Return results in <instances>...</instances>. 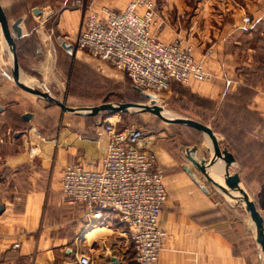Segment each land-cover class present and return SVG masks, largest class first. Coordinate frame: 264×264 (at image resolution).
<instances>
[{
    "label": "crops",
    "instance_id": "obj_1",
    "mask_svg": "<svg viewBox=\"0 0 264 264\" xmlns=\"http://www.w3.org/2000/svg\"><path fill=\"white\" fill-rule=\"evenodd\" d=\"M151 1L161 20L153 30L157 40L168 43L180 39L189 44L194 59L201 61L209 75L204 82L184 83L199 100L233 104L239 92L237 83L249 76V83L264 77L254 73L255 67H264V54L261 60L257 57V52L264 50V0ZM127 2L0 0L8 24L22 18L18 24L21 36L14 40V49L19 40V79L32 83L30 65L43 68L28 54L34 48L36 56L44 55L40 34L51 14H57L52 28L62 36L73 27L76 16L99 12L102 7L121 9ZM243 16L247 22L242 21ZM10 72L9 48L0 32V264H75L78 254L87 255L90 264H126L130 243L126 225L112 212L90 218L83 203L70 202L59 188L64 166L86 164L103 154L107 136L102 123L93 115L46 106L45 99L17 88ZM240 93L242 98L252 99L250 90L241 89ZM24 113L30 114L27 120L21 117ZM179 139L174 133L150 148L155 165L164 169L165 200L158 225L165 236L158 264H245L238 246V218L229 203L217 200L210 182L186 157L190 154L198 160L207 153V160L211 155L206 140L196 143ZM35 145L38 151L30 156L29 150ZM192 147L194 152H190ZM223 148L233 156L227 145ZM214 164L221 168V176L223 162L216 159ZM251 199L256 205L260 200ZM261 217L264 233V212Z\"/></svg>",
    "mask_w": 264,
    "mask_h": 264
},
{
    "label": "built area",
    "instance_id": "obj_2",
    "mask_svg": "<svg viewBox=\"0 0 264 264\" xmlns=\"http://www.w3.org/2000/svg\"><path fill=\"white\" fill-rule=\"evenodd\" d=\"M160 21L151 0H128L117 10L102 7L84 15L72 45L123 72L133 87L146 94L165 90L173 82L207 81L209 75L194 59L189 44L180 39L157 40L153 30ZM242 21L247 22V16ZM261 98L264 103V92ZM102 129L107 136L103 154L86 164L64 166L60 191L70 202L83 203L90 218L114 213L127 227L134 263L158 264L165 236L158 225L165 200L162 170L155 165L141 128L103 121ZM37 151L38 146H32L29 155ZM75 264H90V260L78 254Z\"/></svg>",
    "mask_w": 264,
    "mask_h": 264
},
{
    "label": "rangeland",
    "instance_id": "obj_3",
    "mask_svg": "<svg viewBox=\"0 0 264 264\" xmlns=\"http://www.w3.org/2000/svg\"><path fill=\"white\" fill-rule=\"evenodd\" d=\"M84 15L76 16V21L72 20L73 27L68 28L67 33L61 36L52 28L57 14H51V17L44 22L45 30H42L40 34L46 48L44 55L36 56L34 48L28 54L34 64L40 63L43 68L30 65L28 74L31 76L29 80L32 83H24L47 91L58 101H63L66 106H94L105 102L147 104L148 100L142 99L130 87L132 84L126 74L89 56L82 50L73 47V50L68 53L60 46L62 41L73 44ZM263 54L264 50L257 52L259 60ZM255 69L257 72L254 73H259L260 77L264 74V67L258 66ZM253 78L252 81L256 79V76L254 75ZM248 80H251L250 76ZM248 80L235 84V89L239 92L237 97H233V104L221 100L214 101L215 103L199 100L184 84L177 82L171 83L165 90L152 92L151 95L153 94L155 103L162 108V111L173 114L171 117L192 119L207 125L211 130L215 129L212 131L219 148L223 149L224 145H227L233 153L234 165L230 166L228 171L238 174L250 198L260 199L256 200L255 206L262 215L264 212V103L261 96L264 92V77L260 78L259 82L249 83ZM240 88L250 90L252 99L242 98ZM44 102L46 106H55L51 101L44 100ZM93 116L99 123L105 121L116 127L141 128L144 139L150 145L149 148L155 142L166 141L174 133L179 134L181 138L179 140L183 142L201 143L203 138L205 140L207 138L205 134L185 125L163 122L150 112L99 111ZM207 142L211 155V145ZM207 156V153L204 154V158ZM158 167L164 176V169L161 166ZM208 184L215 191L217 200L229 203V207L233 209V216L239 220L238 246L245 255V264H264L262 251L254 240L253 224L243 204L230 198L211 183ZM131 258L132 249L128 243L126 264H132Z\"/></svg>",
    "mask_w": 264,
    "mask_h": 264
},
{
    "label": "water",
    "instance_id": "obj_4",
    "mask_svg": "<svg viewBox=\"0 0 264 264\" xmlns=\"http://www.w3.org/2000/svg\"><path fill=\"white\" fill-rule=\"evenodd\" d=\"M33 13L36 12V8L32 9ZM22 18H16L11 24H8L6 17L0 7V32L2 38L7 44L10 52L11 58V72L10 79L13 84L20 90L30 93L39 98L51 101L55 106H57L62 111L71 112L81 115H95L99 111H134V112H150L155 115L161 121L166 123H176L182 124L189 128H192L196 131H199L205 134L211 145V156L205 160L198 159L195 160L190 154L186 157L191 163V165L203 176L206 181H209L221 192L228 195L230 198L241 202L244 206V209L247 211L249 218L253 224V236L254 240L258 243L260 250L262 251V259L264 261V233L262 225V217L257 210L253 200L249 197L248 191L243 183L240 181V178L237 173H229V166L234 165L233 156L226 151L224 148L220 149L217 143V139L213 131L207 125H204L200 122H197L192 119L183 118V117H166L161 114L162 108L155 103L153 96L151 94H143V97L148 100V103H138V102H116V103H100L94 106H66L63 101H58L53 96H51L47 91H42L37 88H34L30 85L23 83L19 79V69L17 64V58L14 49V40L18 39L21 36L20 28L18 24ZM61 47L70 53L73 50V46L66 44L65 42H60ZM23 119L27 120L30 117L29 113H24L21 116ZM195 147H192L190 152H194ZM220 159L223 162V171L221 173V181L213 180L209 175V169L214 165L215 160ZM183 170L190 174L187 166H183Z\"/></svg>",
    "mask_w": 264,
    "mask_h": 264
},
{
    "label": "bare ground",
    "instance_id": "obj_5",
    "mask_svg": "<svg viewBox=\"0 0 264 264\" xmlns=\"http://www.w3.org/2000/svg\"><path fill=\"white\" fill-rule=\"evenodd\" d=\"M21 79V78H20ZM153 96V95H152ZM154 97V96H153ZM153 100H155V102H156V99L155 98H153ZM161 114L162 115H164V116H167V117H171V116H173V114H170V113H166V112H164V111H162L161 112ZM206 140H208V138H206ZM207 142V141H206ZM209 142V141H208ZM207 142V143H208ZM210 144V143H209ZM209 146V145H208ZM218 165H219V163H218ZM217 164H214V165H212L211 167H210V169H209V174H210V176L215 180V181H220L221 180V178H220V176H219V171L221 170V168L218 166Z\"/></svg>",
    "mask_w": 264,
    "mask_h": 264
},
{
    "label": "trees",
    "instance_id": "obj_6",
    "mask_svg": "<svg viewBox=\"0 0 264 264\" xmlns=\"http://www.w3.org/2000/svg\"><path fill=\"white\" fill-rule=\"evenodd\" d=\"M18 44H19V40H16V41H15V54H16L17 58L20 56V51H19V45H18ZM22 52H23V51H22ZM22 52H21V53H22ZM130 87H131L135 92H137V94H139L140 97H141L142 99H145V98L143 97L144 92H142V91L136 89L135 87H133V86H131V85H130Z\"/></svg>",
    "mask_w": 264,
    "mask_h": 264
}]
</instances>
